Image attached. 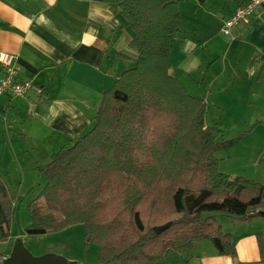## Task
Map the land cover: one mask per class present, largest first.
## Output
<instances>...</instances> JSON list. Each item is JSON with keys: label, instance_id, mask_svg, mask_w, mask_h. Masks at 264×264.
<instances>
[{"label": "trees", "instance_id": "trees-1", "mask_svg": "<svg viewBox=\"0 0 264 264\" xmlns=\"http://www.w3.org/2000/svg\"><path fill=\"white\" fill-rule=\"evenodd\" d=\"M106 3L133 33L134 57L120 55L136 66L104 93L93 129L52 156L47 185L28 208L36 227L27 235L83 224L86 244L100 248L99 264H160L170 252L189 259L202 240L235 258L214 215L264 220V184L218 171L216 153L233 142H218L220 131L205 124V101L169 74L178 2ZM12 200L0 176L2 242L12 237ZM258 241L264 255L263 233Z\"/></svg>", "mask_w": 264, "mask_h": 264}, {"label": "crops", "instance_id": "crops-1", "mask_svg": "<svg viewBox=\"0 0 264 264\" xmlns=\"http://www.w3.org/2000/svg\"><path fill=\"white\" fill-rule=\"evenodd\" d=\"M173 1L179 5L181 28L173 42L169 74L205 101V120L219 116L232 125L260 124L264 11L235 27L232 40L223 34L224 23L246 0ZM132 36L121 11L111 10L106 0H0V54L14 55L19 81L34 83L24 98L7 95L0 100L2 178L12 183L14 171L26 174L40 167V158L49 161L57 149L93 129L104 93L133 68L134 60L120 55L134 57L129 49ZM2 70L0 63V79ZM250 217H216L232 237L235 258L220 255L205 240L195 245L191 258L170 252L160 264H264L258 241L264 220ZM13 246L11 239L0 241L4 261Z\"/></svg>", "mask_w": 264, "mask_h": 264}, {"label": "rangeland", "instance_id": "rangeland-1", "mask_svg": "<svg viewBox=\"0 0 264 264\" xmlns=\"http://www.w3.org/2000/svg\"><path fill=\"white\" fill-rule=\"evenodd\" d=\"M135 66L136 63L134 62L133 68ZM261 123L256 125V123H245L244 121V123L232 125L219 120V116L216 121H212L211 116L205 120L207 127H214L220 131L218 142H233L216 153L217 169L220 173L233 178L242 177L264 184V161L262 160L264 135L261 134V130H264V124ZM73 144H69L68 147L73 146ZM59 151L57 149V152ZM50 161L51 159L48 161V159L40 158V163H38L40 167L37 165L32 167L33 164H31L32 168L26 174H22L21 171H14L10 175L12 183L9 184L13 198L10 215L11 245H15L17 240H22L26 249L34 257L56 255L75 264H99L100 248L96 244H86V227L83 224L73 225L60 232L48 235H27L28 229L36 227L28 208L47 185V178L43 170L47 168ZM37 168H40V170ZM23 177L26 178V182H21ZM218 215L223 214H215L214 217ZM218 219L222 220L220 216ZM0 255V264H3L6 255L5 253Z\"/></svg>", "mask_w": 264, "mask_h": 264}, {"label": "built area", "instance_id": "built-area-1", "mask_svg": "<svg viewBox=\"0 0 264 264\" xmlns=\"http://www.w3.org/2000/svg\"><path fill=\"white\" fill-rule=\"evenodd\" d=\"M264 11V0H246L237 12L224 23L222 29L224 35L233 36V29L241 24H249ZM2 65V78L0 79V100L10 95L14 98H24L34 88L32 81H19L20 67L16 57L8 53L0 54Z\"/></svg>", "mask_w": 264, "mask_h": 264}, {"label": "water", "instance_id": "water-1", "mask_svg": "<svg viewBox=\"0 0 264 264\" xmlns=\"http://www.w3.org/2000/svg\"><path fill=\"white\" fill-rule=\"evenodd\" d=\"M3 264H74L67 259L56 255L34 257L29 252L22 240H17L11 256Z\"/></svg>", "mask_w": 264, "mask_h": 264}]
</instances>
